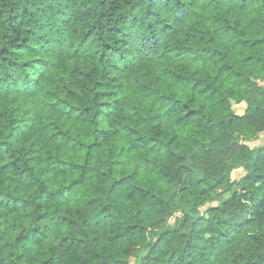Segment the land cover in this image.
Wrapping results in <instances>:
<instances>
[{
  "label": "trees",
  "instance_id": "16d2710c",
  "mask_svg": "<svg viewBox=\"0 0 264 264\" xmlns=\"http://www.w3.org/2000/svg\"><path fill=\"white\" fill-rule=\"evenodd\" d=\"M11 3L6 14L0 10V29H4L0 31V98L23 96L25 105L30 103L31 107L16 119L8 115L7 109L0 110V136L8 130L7 136L0 139V251L17 249L7 257H0V264H81L76 253L79 251L96 258L98 254L93 245L101 236L107 241L104 250L115 249V256L119 257L116 259L110 255L108 260L111 264H197L198 259L204 264H216V261L208 260L212 252H215L216 260L224 257L221 264H239L240 261L264 264V143L256 148L250 145L264 132V77L257 74L249 79L227 64L217 67L211 63L215 57L223 58L229 53H233L229 58L236 65L251 64L250 71L264 62V58L243 57L242 52L235 51L255 47L264 41L251 38L233 41L234 36L245 37L253 25L264 24V20L247 17L249 8L264 16V0H11ZM195 16L213 24L223 21L222 27L216 29L204 42L205 46L196 51L170 47L171 41L181 34L196 43L204 41L207 30L200 32L189 27L186 31L181 27ZM242 23L245 24L244 29L239 27ZM78 27L88 29L85 39L95 36L92 44L99 40L103 42V48L108 49L112 46L107 41L122 42L135 51L133 59L137 62H153L156 65L154 80L166 90L158 101L161 108L168 106L167 111L148 121L144 117L137 121H157L150 129L155 135L138 136L130 148L120 149L121 153L139 150L152 143L162 135L165 120L188 107V104L182 105L178 97L192 84L193 77L161 68L160 59L184 64L206 60L205 65L193 66L190 71L201 75L216 70L221 73L228 71L230 76H244L240 83L247 85L246 90L226 88L225 81L215 85V82L196 79L190 91L204 85L198 95L208 92V103L199 109L189 110L186 116L175 121L181 124L197 117L198 124L205 130L220 129V135L211 143L187 135L183 137L187 154L192 159H200L201 170L205 173L203 177L189 174L186 180H178L184 171L190 173L186 164L175 169V176L164 172L168 176L166 183L176 188L170 196L166 195L170 191L167 187L157 194L152 187L146 191L133 184L138 171L113 180L117 168L127 162L111 159L118 147L115 143L108 149L107 158L99 153L118 135L112 124L118 122L114 118L121 111L119 102L96 103L95 100L104 95L102 93H97L91 104L80 98L79 106L69 105L65 100L50 103L34 99L43 92L40 82L53 66L51 61L42 57L66 56L72 49V36ZM218 41L222 42L223 53L212 47ZM161 48L166 51H160ZM75 51L84 54L80 48ZM116 52L119 49H113L109 54V61L116 59ZM169 52L174 54L169 56ZM104 59L105 55L100 54V60ZM169 76L175 77V88L167 83L165 77ZM80 86L87 95V86ZM140 87L146 88L147 85ZM169 88L172 90L167 91ZM68 95L75 98L71 91ZM209 105L211 110L205 114L204 110ZM241 105L245 108L237 112L235 107ZM106 108L111 111H104ZM45 110L56 113L57 119L63 116L65 121H69L68 131L56 123L45 122L41 115ZM16 111L18 109L13 110V115ZM4 120H7L6 129L2 123ZM105 121L109 123L108 127H102ZM126 131L128 136L136 134L135 129L126 128ZM35 133L40 135L27 150L16 147L27 143ZM180 136L177 130L168 143L178 141ZM88 138H92L91 143H85ZM57 141V155L54 156L48 145ZM164 147L165 144L157 140L149 151L159 153ZM194 147L198 148V153L193 151ZM81 151L84 152L83 157L79 155ZM62 152L67 153L66 160L59 158ZM6 156L7 163L4 162ZM81 159L83 162L78 163ZM183 159L184 156H178L171 150L164 154V160L170 162L167 165L169 169ZM39 164L45 167L36 174L30 165ZM140 166L145 169L153 167V170L158 167L155 161L147 158L142 159ZM240 169L244 173L233 179V172ZM49 171L54 175L48 176ZM77 173L70 183L61 182L59 187H55L57 177ZM174 180L178 183L173 184ZM109 181L112 183L104 188L103 185ZM148 183L154 187L157 182L149 180ZM4 186L11 188L12 192L4 190ZM129 187L131 191L123 196ZM31 188H35L32 193ZM87 188L100 195L81 196V191ZM16 191L30 194L15 195ZM137 196L141 206L132 216ZM70 204L74 205L75 212L73 208L66 207ZM97 207L98 212L95 211ZM88 209L95 214L79 219L81 212ZM17 213L19 215L12 216ZM125 213L135 223L124 220ZM158 226L163 228L159 233L156 231ZM61 229L78 235H62ZM100 229L104 232L101 233ZM116 229L122 231L113 234ZM13 231L17 234L10 240L9 233ZM92 231L97 234L92 235L91 241L82 238ZM205 232L212 233L207 240L203 235ZM148 237H152L155 243L136 247L138 242ZM181 244L183 248L179 246ZM46 245L47 251L44 250ZM237 248L240 250L236 251ZM108 260L103 264H108Z\"/></svg>",
  "mask_w": 264,
  "mask_h": 264
},
{
  "label": "clouds",
  "instance_id": "9594fccd",
  "mask_svg": "<svg viewBox=\"0 0 264 264\" xmlns=\"http://www.w3.org/2000/svg\"><path fill=\"white\" fill-rule=\"evenodd\" d=\"M12 6L11 0H0V10H3L5 14L7 10ZM255 7V5L253 6ZM213 15H222V13H212ZM248 19H258L264 20V16H260L257 13H254L251 8L248 9L247 12ZM231 19V18H229ZM247 21H245L246 23ZM223 21L219 23L213 24L211 21L205 22L200 18V16H195L188 19L184 25H181L186 31L190 27L193 30H197L203 32L207 30L208 35L204 36V41L201 43H196L193 40H188L185 38L183 34H181L176 39L171 41L170 47L176 48L179 50L180 47L184 48H192L194 51L202 48L205 46L206 41L212 36L213 32L216 29H221ZM241 29H244L245 24L242 23L239 26ZM4 29H0L3 31ZM88 29L84 27H78L77 31L72 36V49L66 56H62L57 58L55 55H46L42 58L45 60H49L52 63V67L49 71L45 74V77L41 80L39 87L50 94L49 96H45L42 93H39L34 99L38 101L50 102L54 103L57 100H65L69 105L79 106L80 98H85L89 104L93 103L97 93H102L104 95L101 96L99 100H95L96 103H109L115 104L119 102V108L121 109L119 116L115 117L114 119L118 122L112 124V127L117 130L118 135L113 139L112 143H109L102 147L100 150L99 155L104 156L107 158V152L112 144L115 143L118 145L115 151V155L111 157V159L116 160H124L127 163L119 168H117L116 172L113 174V180H119L124 178L125 176L132 175L134 172L138 171V175L132 181L133 184L138 185L140 188L144 190H148L149 187H152V191L154 193H159L162 188H169L170 191L166 193L167 196H170L172 192L176 191V188L173 185L167 184L166 181L168 176H165L163 173L168 172L169 176L176 175V168H179L180 165L186 164L188 165L189 171H184L178 180H186L189 174L193 177L201 176L203 177L205 173L201 170L200 167V159H192L186 152L185 149V141L183 139L184 136H191L197 140H204L207 143H211L213 139L220 135V129H213L211 132L205 130L201 125L198 124V118L192 117L187 121L182 122L181 124H176L175 121L187 115L189 110L199 109L202 104H207L206 97L208 96V92H205L203 95H198L201 88L204 85H199L196 91H190L192 88V84L195 83L196 79H204L207 83L215 82V85H219L221 81H225V87L230 89L239 88L241 90H246L247 85L240 83L244 79V76L237 77L235 75H229L228 71L223 73L219 71H215L213 73H205L203 75L199 73H194L190 71L193 66L196 65H205L206 60H193L187 64L184 63H177L167 58L160 59L158 61L159 66L161 68L170 69L173 72H176L179 75L193 77L192 84H189L187 88L183 90V94L178 97L182 101L183 104H188L187 108H182L181 111L176 112L170 118L165 120L164 129H162V135L158 136L156 140H153L152 143H149L145 147L139 150H132L131 152H124L121 153L120 149H128L131 147V144L138 138V136H154L155 133L151 131L152 125L155 124L157 121L152 120L151 123H138L140 117H144L145 121L150 120L151 117L160 116L163 112L167 111V107L161 108L160 102L158 101V97L163 95L166 91L162 89L160 84L155 82L154 76L156 74V65L151 61H141L137 62L133 59L136 56L135 51L131 50L129 45L123 44L122 42L117 43L115 40L107 41L112 47L108 49L103 48V42L97 40V43L92 44L91 41L95 39V36H88L85 39V35L87 34ZM10 35H14L10 33ZM248 39L251 38L253 40L259 39L264 41V24H256L253 25L251 28L247 30V35L245 37L234 36L233 41L237 39ZM222 42H216L212 45V47L219 49L221 53L224 52V49L221 47ZM80 48L81 52L84 54L81 55L80 53H76V49ZM85 49L87 51H85ZM113 49H119V52L115 53L116 59L109 61V54L113 53ZM160 51H166L165 49L161 48ZM236 52H242L243 57L253 56V57H260L264 58V42L256 45L255 47H244L238 48L235 50ZM75 53V54H74ZM100 54L105 55L104 61L100 60ZM174 53L169 52L168 55L171 56ZM233 55V53H229L227 56L215 57L211 63L216 64L217 67L219 65L227 64L231 68L235 69L237 72H242L251 79L254 75H259L260 77H264V62L256 67L254 71H250L252 69V65L249 64L247 66L243 65H236L232 59L229 57ZM123 56L121 60L120 57ZM34 58H41V57H28L27 59H34ZM242 58V57H241ZM128 64V66H125ZM151 72V75L148 73ZM167 83L172 86V88L176 87V80L175 77L169 76L165 77ZM79 82V83H77ZM81 84L87 86L89 90L87 95L85 92L81 90ZM97 84H100V87H96ZM140 85H147L146 88H141ZM214 85V86H215ZM172 88L167 89V91H171ZM71 91L75 93V98L70 97L68 92ZM210 91V90H209ZM113 95H109L112 94ZM191 98L192 102L189 103ZM214 103V102H213ZM0 110L7 109L8 115L13 119H16L23 115L24 112L27 111L31 104L25 105V98L23 96L16 98L15 96H8L6 98H0ZM170 106V105H169ZM18 109L13 115V110ZM211 110V105L204 110V113H208ZM67 111V109H65ZM104 111H111V109L106 108ZM44 117L45 122L56 123L58 125L63 126V130L65 132L68 131V124L69 121H65L64 117L61 116L57 119L56 113H49L47 110L41 113ZM90 118V117H89ZM99 119V118H98ZM5 125V129L7 126V120L2 121ZM109 123L105 121L102 127H108ZM126 126V127H125ZM127 129H135L136 134L132 136L127 135ZM180 131L181 136L178 141H173L169 144V140L172 139L173 133ZM7 129L4 131V136H0V139H4L7 136ZM50 132L52 130H49ZM40 135L39 133H35L31 136V139L28 140L27 143L17 144L16 147H23L27 150L36 137ZM126 139H121L125 138ZM264 139V137H262ZM158 141H162L165 144V147L161 149L159 153L150 152L149 150L152 148V145ZM92 138H88L85 143H91ZM43 143V141H41ZM59 141L56 144L48 145V150L55 156L57 155L56 147ZM179 145V146H178ZM171 150L172 152L176 153L178 156H184L185 159L180 160L176 163L175 167L169 169L167 165L170 163L169 161L164 160V154ZM193 151L198 153V148L194 147ZM19 154V153H18ZM81 157L84 156V152L81 151L79 153ZM59 158L62 160H66L68 158L67 153H60ZM143 158H147L149 160L155 161V164L158 167H149L147 169L141 167V162ZM163 161V162H162ZM4 162H8V157H4ZM78 163H82L83 160L77 161ZM33 167L36 174H39V171L42 170L45 166L43 164L39 165H30ZM103 171H107V169H102ZM163 170V171H162ZM48 176H53L54 173L49 171L47 173ZM74 174L72 176L64 177L59 176L56 179L55 187H59L61 182L64 184L70 183L72 179L75 178ZM149 180H155L157 183L153 187L148 183ZM178 180H174L173 184H177ZM93 183H96L95 179H93ZM112 181H109L105 185L104 188H108ZM183 186V185H178ZM4 190L12 192V189L8 186H4ZM35 191V188H31V193ZM131 191V187L127 188L123 193V196L127 195V192ZM15 195H24L27 196L30 193H21L19 191L14 192ZM81 196H98L99 193L93 192L90 188L83 189L81 191ZM80 196L77 197L79 199ZM102 200L104 199L103 196L100 197ZM194 199V198H192ZM137 203L134 205V210L132 212V216H135V209L140 207L141 204L139 202V197H136ZM126 203H132V201H126ZM66 207L73 208L75 212L74 205H66ZM96 212L99 211V207L95 209ZM89 214H95L92 209H88L87 211H82L81 216L79 219H83L87 217ZM19 215L14 214L12 216ZM74 219H77L75 215H73ZM11 219V217H10ZM123 219L128 221L129 223H135V221L131 220L127 213L124 214ZM21 223H27V221H21ZM127 226V225H125ZM162 226H158L156 231L159 233L162 231ZM122 229H116L113 234L116 232H120ZM100 232L103 233L104 229H100ZM16 232L9 233V239H13L16 236ZM62 235H78L77 233H70L67 230L61 229ZM95 231H92L85 238L89 241L92 239V235H96ZM204 238L207 240L212 236L211 232H205ZM151 243H155V240L152 237H148L147 239L140 241L136 244V247H142L144 245H148ZM107 241L101 236V239L97 241L95 245V250L97 252V257L92 258L90 256L85 255L83 252H77L76 255L81 258V264L84 261H87L88 264H103L105 260H108V257L111 255L112 257L118 259L119 257L115 256V249H109L105 251V245ZM183 248V245H179ZM48 246H45V251H47ZM239 251L240 249H235ZM17 251V249L8 248L0 251V257H7L9 253ZM52 255V253H48ZM58 254V253H57ZM160 253H156L159 255ZM247 255V254H246ZM14 259V257H13ZM167 260V257H164ZM224 257H221L220 260H216L215 252H212L208 256L209 261H216V264H221V261ZM230 259V257H229ZM23 264V262H21ZM108 264H111V260H108ZM197 264H204L203 261L197 260ZM239 264H244V261H240Z\"/></svg>",
  "mask_w": 264,
  "mask_h": 264
},
{
  "label": "rangeland",
  "instance_id": "374dc122",
  "mask_svg": "<svg viewBox=\"0 0 264 264\" xmlns=\"http://www.w3.org/2000/svg\"><path fill=\"white\" fill-rule=\"evenodd\" d=\"M243 108H245V105L237 106V107H235V110L237 112H242ZM262 137H264V132L259 135V138H257L258 140H256L255 142L253 141L252 143H250L251 147L252 148H256L259 145L263 144L264 143V139H262ZM243 173H244L243 169L236 170V171L233 172L232 177H233V179H238L239 177H241V175ZM205 208H206V206L203 209H205ZM131 264H134V262H132Z\"/></svg>",
  "mask_w": 264,
  "mask_h": 264
}]
</instances>
